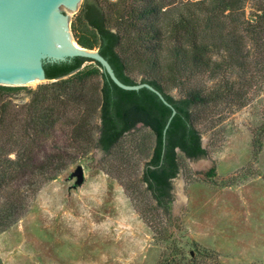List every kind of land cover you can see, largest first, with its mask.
Wrapping results in <instances>:
<instances>
[{"label":"rangeland","instance_id":"obj_1","mask_svg":"<svg viewBox=\"0 0 264 264\" xmlns=\"http://www.w3.org/2000/svg\"><path fill=\"white\" fill-rule=\"evenodd\" d=\"M259 1L245 0L242 19L256 21ZM183 3L123 2L128 13ZM117 26L129 28L124 22L113 23V29ZM229 28L223 35L241 48L233 67L218 77L199 74L193 84L207 92L227 82L232 88L199 112L196 126L208 155L188 159L179 153L181 171L172 180L170 209H159L142 181L155 142L148 128L139 126L125 135L111 154L88 146L87 136L82 137L84 149L71 142L72 134L54 135L44 142L43 155L63 154L71 164L34 196L25 175L1 188L4 199L28 208L15 224L0 230V264H264V31L242 41L244 28ZM134 75L141 80V74ZM50 82L5 95L17 122L26 118L20 107L39 85ZM85 82L86 90L97 89L102 78L95 74ZM172 93L182 96L180 88ZM79 165L85 182L76 186L70 175Z\"/></svg>","mask_w":264,"mask_h":264},{"label":"trees","instance_id":"obj_2","mask_svg":"<svg viewBox=\"0 0 264 264\" xmlns=\"http://www.w3.org/2000/svg\"><path fill=\"white\" fill-rule=\"evenodd\" d=\"M123 2L85 0L72 30L80 45L99 49L123 82H149L174 105L177 113L166 135L163 131L171 108L151 90L122 89L100 63H88L83 57L48 63L47 77L60 79L39 85L31 101L20 107L26 111L24 121L18 117L21 122H17L10 111L12 101L5 99V95L22 87L0 85V191L9 180L17 183V178L25 175L34 196L71 164L73 160L65 159L63 154L43 155L42 146L51 136L67 138L72 134L71 142L83 148L82 137L87 136L88 146L111 154L125 135H133L143 123L155 142L142 181L157 207L165 212L173 200L172 179L181 171L177 148L186 158L208 155L196 126L199 112L229 92L232 85L219 84L207 92L193 81L199 74L218 77L223 69L233 67L241 48L232 44L223 31L227 25L236 31L242 26L246 31L242 41L248 34L264 31V0L259 1L261 13L256 21L242 19L245 0H186L165 9L149 5L130 13ZM115 22H124L129 28L113 29ZM135 73L142 75L141 80ZM95 74L101 76L102 85L86 90V79ZM174 88H180L182 96H174ZM15 127L19 130L14 132ZM11 153L16 156L11 157ZM210 172L213 175L215 169ZM13 200L0 195V230L15 224L27 211L26 204L20 206Z\"/></svg>","mask_w":264,"mask_h":264},{"label":"water","instance_id":"obj_3","mask_svg":"<svg viewBox=\"0 0 264 264\" xmlns=\"http://www.w3.org/2000/svg\"><path fill=\"white\" fill-rule=\"evenodd\" d=\"M83 1L0 0V85L28 86L33 82L58 80L60 78L47 77L45 65L83 57L86 61L100 63L102 70L120 88L131 91L147 88L170 107L171 115L163 131L166 135L177 110L164 94L146 81L123 82L99 49L83 47L76 42L71 27L72 16L79 11ZM177 150L182 152L180 148ZM74 177L76 186L85 182L82 165L70 175V178Z\"/></svg>","mask_w":264,"mask_h":264},{"label":"bare ground","instance_id":"obj_4","mask_svg":"<svg viewBox=\"0 0 264 264\" xmlns=\"http://www.w3.org/2000/svg\"><path fill=\"white\" fill-rule=\"evenodd\" d=\"M76 41V40H75ZM77 42V41H76ZM78 43V42H77ZM39 82H33V83H29L28 86H31V85H37Z\"/></svg>","mask_w":264,"mask_h":264},{"label":"built area","instance_id":"obj_5","mask_svg":"<svg viewBox=\"0 0 264 264\" xmlns=\"http://www.w3.org/2000/svg\"><path fill=\"white\" fill-rule=\"evenodd\" d=\"M108 2H116V1H118V0H107Z\"/></svg>","mask_w":264,"mask_h":264},{"label":"crops","instance_id":"obj_6","mask_svg":"<svg viewBox=\"0 0 264 264\" xmlns=\"http://www.w3.org/2000/svg\"><path fill=\"white\" fill-rule=\"evenodd\" d=\"M180 152H181V151H180ZM181 153H183V152H181ZM179 173H180V172H179ZM179 173H178V175H179ZM178 175H177V176H178ZM177 176H176V177H177ZM176 177H175V178H176ZM175 178H173V179H175ZM173 179H172V180H173Z\"/></svg>","mask_w":264,"mask_h":264}]
</instances>
